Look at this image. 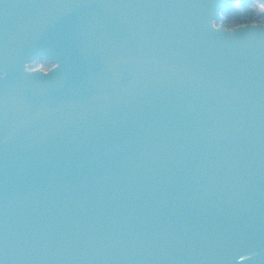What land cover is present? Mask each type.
I'll return each mask as SVG.
<instances>
[{"label": "water", "instance_id": "95a60500", "mask_svg": "<svg viewBox=\"0 0 264 264\" xmlns=\"http://www.w3.org/2000/svg\"><path fill=\"white\" fill-rule=\"evenodd\" d=\"M240 1L0 0V264H264Z\"/></svg>", "mask_w": 264, "mask_h": 264}, {"label": "trees", "instance_id": "16d2710c", "mask_svg": "<svg viewBox=\"0 0 264 264\" xmlns=\"http://www.w3.org/2000/svg\"><path fill=\"white\" fill-rule=\"evenodd\" d=\"M221 27L231 30L240 25L264 24V12L251 7V1L245 0L236 5L226 4L221 10Z\"/></svg>", "mask_w": 264, "mask_h": 264}, {"label": "rangeland", "instance_id": "374dc122", "mask_svg": "<svg viewBox=\"0 0 264 264\" xmlns=\"http://www.w3.org/2000/svg\"><path fill=\"white\" fill-rule=\"evenodd\" d=\"M258 2V7H257V5H254V8L256 9V10H260V8H261V10H264V4L262 3V1L261 0H257ZM259 5H260V7H259ZM237 6V5H236ZM214 25L215 26H217V27H220L221 26V24L220 23H214ZM51 66H49L48 64H46V63H42V64H35V65H33L32 66V68L33 69H41L42 71H47L49 68H50Z\"/></svg>", "mask_w": 264, "mask_h": 264}, {"label": "flooded vegetation", "instance_id": "af4514ba", "mask_svg": "<svg viewBox=\"0 0 264 264\" xmlns=\"http://www.w3.org/2000/svg\"><path fill=\"white\" fill-rule=\"evenodd\" d=\"M242 1H245V0H242ZM242 1H240V2H242ZM251 1V7L252 8H254V5H257L258 3V1L257 0H250ZM239 2V3H240ZM239 3H237L236 5H238ZM257 7H258V5H257ZM259 7H260V5H259ZM260 10H261V8H260ZM261 11H263L264 12V10H261ZM222 17V16H221ZM42 63H45L44 61H41L39 64H42ZM47 64V63H46ZM49 66H51L50 64H48ZM30 69H33V68H30ZM34 70V69H33ZM39 70H41V69H39ZM42 71V70H41Z\"/></svg>", "mask_w": 264, "mask_h": 264}]
</instances>
